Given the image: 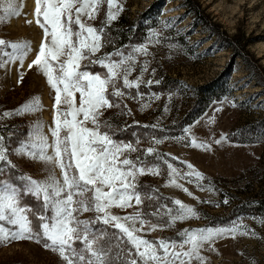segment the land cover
<instances>
[{
  "label": "rangeland",
  "instance_id": "374dc122",
  "mask_svg": "<svg viewBox=\"0 0 264 264\" xmlns=\"http://www.w3.org/2000/svg\"><path fill=\"white\" fill-rule=\"evenodd\" d=\"M30 1L16 0L21 14L0 22V39L31 46L22 65L15 60L0 67V135L12 165L3 166L0 179L11 185L9 177L44 181L51 174L61 176L55 165L28 155L33 150L30 146L38 142V127L52 142L49 129L55 116L54 90L38 68L28 67L43 38ZM118 2L124 11L110 23L106 22V2L95 20L85 19L87 24L103 28V46L91 59L110 57L118 62L123 57L117 53L132 55L133 71L128 78L139 80L140 86L123 88L121 77L118 83L124 96L110 95L117 106L103 110L101 131L118 143L131 144L136 151L126 155L138 166L156 168L158 174L146 171L137 176L141 205L112 208L111 213L121 217L141 213L147 223L139 234L152 242L179 243L186 231L227 229L225 235L200 249L204 264H264V218H230L233 209L264 199V138L257 130L264 124V0H192L191 9L197 3L202 11L198 23L184 0ZM122 35L130 41L124 47L118 45ZM138 48H146L147 54L135 51ZM81 67L102 77L107 71L90 60H84ZM112 91L109 88V94ZM34 98H39L40 107L20 111ZM12 135L15 144L5 145V138ZM192 139L207 145V150L192 147ZM168 164L181 175L173 177ZM188 164L203 179L187 176ZM12 167L17 174L7 172ZM173 179L182 187L171 184ZM176 200L193 208L196 215L174 219L179 215ZM80 215L79 219L92 221L97 214ZM93 228L118 232L102 223ZM121 245L125 252L131 248L126 242ZM114 261L124 264V256ZM0 264L64 261L43 242L24 240L0 246ZM191 264L201 262L193 259Z\"/></svg>",
  "mask_w": 264,
  "mask_h": 264
},
{
  "label": "snow or ice",
  "instance_id": "6c2138e0",
  "mask_svg": "<svg viewBox=\"0 0 264 264\" xmlns=\"http://www.w3.org/2000/svg\"><path fill=\"white\" fill-rule=\"evenodd\" d=\"M105 2L108 8L106 22L110 23L124 11L123 4L118 0H35V23L43 31V38L35 59L28 67L38 68L54 90L55 116L54 126L49 129L52 142L49 143L48 137L38 127V142L30 146L33 150L28 155L55 165L61 176L57 178L51 174L44 181L22 177L27 181L24 191L42 199L45 210L51 213L38 215L40 224L36 228L29 218L31 210L20 205L19 190L0 180V246L24 240L43 241L44 247L57 253L64 264H113L122 255L124 264H191L193 259L204 264L200 249L229 230L186 231L179 243L152 242L139 234L147 223L141 213L121 217L110 211L112 208L127 209L133 203L141 205L143 199L136 190V178L146 171L158 174V170L138 166L126 155L136 151L131 144L118 143L101 131L103 110L117 106L110 95L124 96L118 83L121 77L123 88L140 86L139 80L128 78L133 71L132 55L117 53L123 57L118 62H113L110 57L91 59L103 46V28L97 29L87 24L85 19L95 20ZM0 13H3L0 22L21 14L16 0H0ZM6 48L13 51L10 53ZM30 50L31 46L27 43H9L0 39V67L15 60H20L22 65ZM135 51L147 54L146 48ZM84 60L99 63L107 70L106 75L102 77L83 70L81 65ZM109 88L113 89L111 94ZM62 105L67 106L66 110L61 109ZM38 107L39 98H34L20 111H32ZM89 124L92 127H88ZM2 140L0 138V174L4 165L12 166ZM191 146L208 148L195 139L191 140ZM152 151L148 149L149 153ZM18 152L22 154L23 149ZM168 168L173 177L181 175L172 164H168ZM187 168L190 170L187 176L203 179L191 164ZM170 183L182 187L176 184L175 179ZM183 190L187 192V189ZM175 204L179 206V215L174 219L196 215L193 208L181 201L176 200ZM89 211L97 214L95 220L79 219L80 214ZM95 223L111 226L121 235L110 236L106 230H94ZM137 223L140 227L136 226ZM156 227L153 225L152 230ZM78 242L82 245L79 248L76 246ZM124 242L131 246L126 252L121 247ZM186 246L187 250H184ZM114 248L120 249L115 256L112 255Z\"/></svg>",
  "mask_w": 264,
  "mask_h": 264
},
{
  "label": "trees",
  "instance_id": "16d2710c",
  "mask_svg": "<svg viewBox=\"0 0 264 264\" xmlns=\"http://www.w3.org/2000/svg\"><path fill=\"white\" fill-rule=\"evenodd\" d=\"M184 1L186 4V8L193 11V13H194L193 16H194V19L197 21V23H198V21H202V18H201L202 11L200 9V6L196 3L197 7L193 10V9H191L192 0H184ZM121 26H122V28L127 27L124 24H122ZM123 32L126 33L128 31H127V29L126 30L124 29ZM120 38H122V39L124 38L123 40H120L121 43H118V45L120 47H124V46L129 44L130 41H128L129 39L125 35H122V37H120ZM257 130L261 133V136L264 138V124H262ZM255 132H257V131H255ZM0 138H2L1 135H0ZM13 138H14L13 135L10 137H6L5 138V145H8L10 143L15 144L16 141ZM11 147H13V146H11ZM7 172L11 173L13 175L17 174L16 169L13 167H12V169H8ZM9 179L11 180L12 185H14V187H16L20 192L19 193L20 205L22 207H26V208L31 210L29 213V218L32 221L33 227L36 228L40 224V220L37 218L38 215H40V214L51 215L50 212L45 210V208L43 206L42 199L37 198L35 195L30 194V193H26L24 191L25 188L23 186L25 184H27L26 180L15 179L14 177H9ZM0 180H2V179H0ZM230 215H231L230 216L231 219L239 217L240 215H242V216L243 215L253 216V217H260L261 216L262 218H264V199L261 201H256L254 203H251L250 205H243V207H237L230 212ZM80 216L81 215H79V217ZM94 230H97V229H94ZM101 230H106L110 236L112 234L119 236V233L115 230H111L109 228H102ZM76 246L79 248L82 245H80L78 242ZM121 247H123V246L121 245ZM118 250H119L118 248H114L112 255L115 256V254ZM113 264H115V261L113 262Z\"/></svg>",
  "mask_w": 264,
  "mask_h": 264
},
{
  "label": "bare ground",
  "instance_id": "6f19581e",
  "mask_svg": "<svg viewBox=\"0 0 264 264\" xmlns=\"http://www.w3.org/2000/svg\"><path fill=\"white\" fill-rule=\"evenodd\" d=\"M30 7H31V12L33 13V11H34V9H35V2H34V0H31L30 1ZM32 13H31V17H32ZM38 47V46H37ZM36 47V48H37ZM51 153H52V150H51ZM58 173H60V171L58 170L57 171Z\"/></svg>",
  "mask_w": 264,
  "mask_h": 264
}]
</instances>
